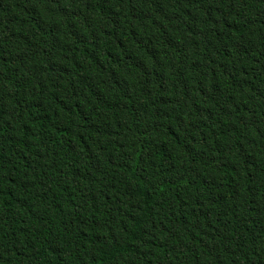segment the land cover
<instances>
[{"label":"trees","instance_id":"obj_1","mask_svg":"<svg viewBox=\"0 0 264 264\" xmlns=\"http://www.w3.org/2000/svg\"><path fill=\"white\" fill-rule=\"evenodd\" d=\"M0 264H264V0H0Z\"/></svg>","mask_w":264,"mask_h":264}]
</instances>
